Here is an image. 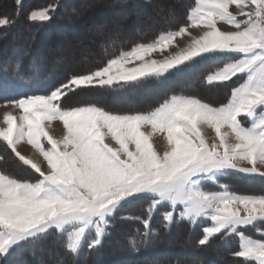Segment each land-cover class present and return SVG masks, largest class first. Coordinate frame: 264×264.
<instances>
[{
    "label": "snow or ice",
    "instance_id": "6c2138e0",
    "mask_svg": "<svg viewBox=\"0 0 264 264\" xmlns=\"http://www.w3.org/2000/svg\"><path fill=\"white\" fill-rule=\"evenodd\" d=\"M15 3L18 18L22 0ZM232 5L238 13L230 11ZM61 7L60 0H54L30 11L28 19L50 22ZM15 18L0 17V27H10ZM187 21L152 42L122 51L105 66L46 86L43 94L4 100L5 107L20 114L5 111L0 140L38 178L30 181L0 170V258L52 233L74 257L85 245L96 249L111 234L120 209L148 199L147 215L134 218L144 230L129 238L133 252L152 242L154 212L167 205L171 210L162 214L166 229L180 222L201 228L199 246L218 235L237 236L239 250L231 255L243 258L242 264H264V233L259 227L264 225V194L238 195L221 183L234 173L264 178V168L258 167L264 166V0H195ZM222 24L231 27L222 29ZM190 28H199L201 34L192 36ZM185 35L191 39L184 47L161 59L150 58ZM199 61L214 65L206 85L243 78L232 88L227 104L213 107L194 96L172 95L148 112L120 114L95 103L63 106L77 89L135 87ZM15 68L17 77L25 80L18 62ZM53 121L62 122V137L50 134ZM145 125L150 132L142 131ZM202 125L214 129L212 143L202 134ZM225 127L229 131H222ZM157 133L168 145L162 153L152 140ZM109 135L118 147L106 142ZM25 139L46 161L48 171L17 150ZM209 182L220 190H208ZM248 227L260 238L246 235Z\"/></svg>",
    "mask_w": 264,
    "mask_h": 264
},
{
    "label": "trees",
    "instance_id": "16d2710c",
    "mask_svg": "<svg viewBox=\"0 0 264 264\" xmlns=\"http://www.w3.org/2000/svg\"><path fill=\"white\" fill-rule=\"evenodd\" d=\"M52 2L54 0H22L18 18L14 17L17 9L15 0H7L10 6L0 2L3 5L0 9V17L8 15L16 19V22L10 27H0V80L4 78L13 79L14 87L23 81L31 82L29 88H25L26 94H43L46 91V86L50 84L66 81L73 74H86L96 70L105 66L109 59L115 58L122 51H130L138 44L152 42L162 32L177 30L180 25L188 22V10L193 6L194 1L191 0V3H188V0H185L175 14L179 17L170 23L154 25L148 30L133 33L130 37H126L125 31L121 32L120 27V29L111 28L105 24L100 29L102 35L98 40L104 46L101 45L97 52L88 57L87 61H82L80 68L75 69L76 63L79 62L72 64V71L68 69L70 66L63 67L57 62L59 50L62 47L59 46L57 49L55 45L59 42L60 37L73 35V30L80 23L87 26L98 22V20L94 21L90 18L93 14H102L107 17L105 9L109 8L110 5H116V12L120 15L125 16L128 13L120 24L122 26L128 25L135 17L129 14L131 9L149 5V8L144 10L149 14L152 12L150 7L154 1L92 0L83 10H79L76 7V0H60L62 7L50 22L29 21L30 11L45 7ZM7 6L8 9H6ZM73 8L76 9L75 12L72 11ZM85 39L87 42L90 39L93 41L94 36L85 35L80 38L75 36L69 40L73 44L76 42L83 43ZM47 41L53 45L50 53L43 49V45ZM106 43L112 44L109 47ZM90 60L91 63H89ZM17 62L20 64L21 74L26 77L23 81L17 77L15 68ZM184 76L185 71L183 70V72H175L162 78L150 79L135 87L105 86L99 88L91 86L77 89L72 92V97L77 102L72 107L95 103L102 105L109 111L124 114L151 111L175 94L198 97L188 92V83L180 80ZM103 100L106 101L105 104H103ZM3 143L6 145L5 142ZM8 152L12 158L11 160L8 159L11 165L5 164L4 155L0 153V170L21 179H28V176L32 174L38 175L15 157L10 148H8ZM229 178L226 181L231 184V191L237 194H264V178L259 175L249 176L243 173H234ZM30 181L34 180L31 179ZM149 203L150 200L148 199L137 200L120 209L113 221L114 227L110 229L111 234L107 236L102 246L96 249L90 250L85 245L81 252L74 257L66 251L62 242L57 240L56 233H52L35 245L22 244L6 259L0 258V264H242L243 258H236L231 255L232 252L239 250V237L222 238L218 235L211 239L206 246H199L198 240L202 236L201 228H193L187 222H180L173 223L170 229H166L163 226L166 222L163 220L162 214L170 209L165 208L156 209L154 212L151 223L156 234L152 242L141 247L138 252H133L128 246V240L136 234L137 230L140 232L144 230L143 225L134 218L137 216L145 217ZM121 217L130 218L121 219ZM245 233L246 235L258 236L251 227H248ZM190 254L196 258H191Z\"/></svg>",
    "mask_w": 264,
    "mask_h": 264
},
{
    "label": "rangeland",
    "instance_id": "374dc122",
    "mask_svg": "<svg viewBox=\"0 0 264 264\" xmlns=\"http://www.w3.org/2000/svg\"><path fill=\"white\" fill-rule=\"evenodd\" d=\"M76 1H77L76 7L79 10H83L86 7V5H88V3H90L92 0H76ZM153 1H154L153 5H152V7H150L152 9V12L151 13L148 12L149 14L144 12V10L146 8H149V5H144L143 7H134L133 9H131V11L129 10L130 11L129 14L134 15L135 17L130 24L125 25V26H122L120 24L123 21L124 17L127 16L128 13L125 14V16L120 15L118 12H116V5H110V7H109L110 10H109V8L105 9L108 18L105 17L106 15L93 14L92 16H90V18L94 21L98 20V22L91 23L90 25H87V26H83L84 24L80 23L79 25L76 26V29L73 30L74 31L73 35L69 34V35H63L62 37H60L59 42H57L55 45L57 49L59 48V46L62 47V49L59 50L60 54L57 58V62L63 67L70 66L68 68V69H70V71H72V69H71L72 64L79 62V63H76V67H75V69L76 68L78 69L81 67L82 61H87L88 57H91L93 55V53L97 52V49L100 48L101 45L104 46V44L103 43L100 44L98 40L100 39V37L102 35L100 29L105 24H107L111 28H119L120 27L121 28L120 31L121 32L125 31V33H126L125 36L130 37V35H132L133 33L148 30V29L152 28L154 25H158L160 23H170L171 21L178 18L179 16L175 15V14L177 11H179L180 7L183 5L185 0H181V1L180 0L179 1L178 0H167V1L165 0L163 2L161 0H153ZM190 1L191 0H188V3ZM0 2L6 4L7 0H0ZM192 2L194 5L195 0H192ZM188 3H187V5H188ZM7 4L9 5V3H7ZM2 6L3 5H1V3H0V9L2 8ZM69 6H70V4H69ZM6 9H8V6L6 7ZM230 11H232L234 14H236L239 12V9H237L235 5H232V6H230ZM81 20H84V19H81ZM85 20H86V18H85ZM81 22H84V21H81ZM69 23H70V25H72L71 22H69ZM220 27H222V29H228L231 26L222 24V25H220ZM191 29L198 30V32H193L192 36H198L201 34L199 28H190L189 31ZM85 35L94 36V40L92 41V39H90V41L88 40V42H87V40L85 39L83 41V43L82 42H80V43L76 42L73 44L69 40L75 36L80 38V37H83ZM186 37H187V35H185L184 37H178L176 39L175 43L173 45H171L168 49L164 50L163 53H161V52L153 53L150 58L151 59H161V58H163L164 55H170V54H172V52L179 50V48L184 47L186 45V43L188 42V40L191 39V37H189L188 39H186ZM106 44H108L110 47L112 43H106ZM43 49H45L46 52L50 53L51 50L53 49V45L51 44L50 41H47V43L45 42V44L43 45ZM72 51L75 53H73ZM146 59H148V58H146ZM89 63H91V60ZM11 65L14 68L12 63H11ZM129 66H131V65H129ZM183 70L185 71V76L183 78H181L180 80L185 81L186 84L188 83L187 84L188 85V92L193 93L194 95H197L198 97L195 96L197 99H200L201 101L208 103V104L212 105L213 107H220L223 104H227L229 99H230L232 88L238 86L239 83L243 82V78H241L240 80L233 78L232 82H228L225 84H215V85H211V86L206 85L204 82L205 77L208 75V73L210 71L214 70V65L211 62L199 61L195 65L183 68L180 72H183ZM173 73H175V72H173ZM167 75H169V74H166L165 76H167ZM165 76H163V77H165ZM160 78H162V77H160ZM13 82H14L13 79L8 80V79L4 78V79L0 80V107L4 106L3 102L5 99H18V98H20L21 95L26 94L25 88H29L30 84H32L31 82L23 81L14 87ZM95 86H97L99 88L105 87V86H99V85H95ZM198 92L200 94H197ZM175 95H181V94H175ZM75 103H77V102L72 97V93H71V94H69L67 99H65L63 101V106L64 107H72V105ZM105 103H106V101L103 100V104H105ZM98 106H102V105H98ZM106 110H108V109H106ZM8 111H13L14 115H17V116H19V114H20L18 109H12L11 108ZM242 123H244L245 126H248L250 122L245 120V121H242ZM55 125L59 126L58 124H55ZM5 126L6 125L3 122V118L0 119V127H5ZM55 129H57V128L55 127ZM55 129H52L53 133H58V134L64 133V130L61 129V126L58 127L57 130H55ZM201 129H202V134L205 136V138L208 140L209 143H212L213 140L216 139L214 129H211V128L204 126V125L201 126ZM222 131L227 132L229 130L225 127L222 129ZM156 140H157L156 141L157 151L162 153L164 150H167L168 145H167L166 139L163 137L162 134L157 133ZM230 142L235 143L234 138H230ZM0 153L2 155H4L5 164L6 165L10 164L9 160L12 159L11 154H10V152H8L7 145H5L2 141H0ZM241 163L244 166H249V165H247V162H241ZM258 167L264 168V166H261V165H258ZM230 176H232V175H230ZM37 178H38V175L32 174V175L28 176L29 180H31V179L36 180ZM229 179H230L229 177L226 179L224 178L223 180H221V183L228 184L231 186V184L227 183V181H226ZM205 187L208 190H212V191L220 190L219 188L216 187V185L214 183H211V182L207 183L205 185ZM238 195H241V194H238ZM159 208L170 209V207L167 205L161 206ZM191 258L194 259L196 257L194 255H191Z\"/></svg>",
    "mask_w": 264,
    "mask_h": 264
},
{
    "label": "crops",
    "instance_id": "0c3cea01",
    "mask_svg": "<svg viewBox=\"0 0 264 264\" xmlns=\"http://www.w3.org/2000/svg\"><path fill=\"white\" fill-rule=\"evenodd\" d=\"M55 124H58L60 125L61 127H63L62 125V122L60 121H53L51 122V126L49 128V131H50V134L53 135V131L52 129H55ZM57 130V129H55ZM64 130V129H63ZM142 131H144L145 133H148L151 131V128L150 126L148 125H145L143 128H142ZM63 135V133L61 134ZM54 136V135H53ZM55 137V136H54ZM59 137V136H57ZM62 137V136H61ZM156 137H157V134H154L153 137H152V140H153V143H154V147L157 148V143H156ZM106 142L109 143L111 146L113 147H118V145L114 142V140H112L111 136L109 135L108 137H106ZM22 145H25L26 147H29V151H25L23 150V146ZM130 147H134L133 145H130ZM17 150L20 151V153L26 157H29L31 159H33L34 161H36L37 163H40L42 168L45 170V171H48V168H47V163L46 161L43 160V157L34 149V147L30 144L27 143V140L25 139L24 141H21L18 145H17ZM43 163V164H42ZM260 231L261 233H264V225H260ZM255 234H257L258 236L256 235H253V238H260V235L255 231Z\"/></svg>",
    "mask_w": 264,
    "mask_h": 264
},
{
    "label": "bare ground",
    "instance_id": "6f19581e",
    "mask_svg": "<svg viewBox=\"0 0 264 264\" xmlns=\"http://www.w3.org/2000/svg\"><path fill=\"white\" fill-rule=\"evenodd\" d=\"M141 16V15H140ZM190 32L191 33H193V32H198V30H194V29H191L190 30ZM189 38V36H187L186 37V39H188ZM11 109V106H8V107H5V106H1L0 107V119H2L3 118V114L5 113V111H8V110H10ZM57 129H58V127H60V125L59 126H57V125H54ZM61 129H63V127H61ZM53 135L55 136V137H57V136H59V137H61L62 135H61V133H53ZM23 147V150H25V151H29L30 149H29V147H26L25 145H22ZM43 164V163H42Z\"/></svg>",
    "mask_w": 264,
    "mask_h": 264
}]
</instances>
